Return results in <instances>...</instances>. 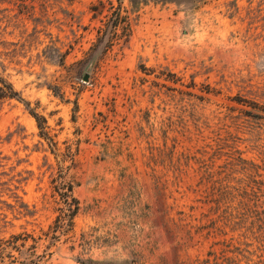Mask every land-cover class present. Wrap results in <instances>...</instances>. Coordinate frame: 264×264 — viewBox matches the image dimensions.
<instances>
[{
  "label": "rangeland",
  "instance_id": "rangeland-1",
  "mask_svg": "<svg viewBox=\"0 0 264 264\" xmlns=\"http://www.w3.org/2000/svg\"><path fill=\"white\" fill-rule=\"evenodd\" d=\"M0 75V264H264V0H0Z\"/></svg>",
  "mask_w": 264,
  "mask_h": 264
},
{
  "label": "trees",
  "instance_id": "trees-1",
  "mask_svg": "<svg viewBox=\"0 0 264 264\" xmlns=\"http://www.w3.org/2000/svg\"><path fill=\"white\" fill-rule=\"evenodd\" d=\"M145 0H131V3L134 7L138 6L139 4L143 3ZM159 2H171V0H156ZM5 100H16L21 103H25V105L29 108V111L31 115L34 117L36 120L38 127L41 131V135L45 136L46 134V128H45V123L46 120L43 116H41L39 113L34 111L30 107V103L27 102L21 94L15 90L13 84L9 82L7 79H5L2 75H0V105L5 101ZM76 203L77 201L74 200ZM77 208L72 214V219L77 215Z\"/></svg>",
  "mask_w": 264,
  "mask_h": 264
},
{
  "label": "water",
  "instance_id": "water-1",
  "mask_svg": "<svg viewBox=\"0 0 264 264\" xmlns=\"http://www.w3.org/2000/svg\"><path fill=\"white\" fill-rule=\"evenodd\" d=\"M91 67L88 69V71H90ZM89 81V73H86L84 76V82H88Z\"/></svg>",
  "mask_w": 264,
  "mask_h": 264
}]
</instances>
